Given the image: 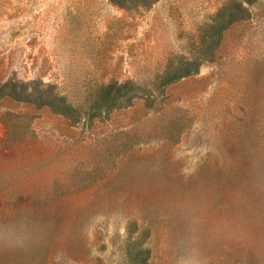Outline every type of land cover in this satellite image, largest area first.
I'll use <instances>...</instances> for the list:
<instances>
[{"label":"rangeland","instance_id":"obj_1","mask_svg":"<svg viewBox=\"0 0 264 264\" xmlns=\"http://www.w3.org/2000/svg\"><path fill=\"white\" fill-rule=\"evenodd\" d=\"M229 1L0 0V85L39 80L75 106L100 84L140 88L93 120L0 100V264H125V226L142 220L151 264H221V201L264 214L220 179L251 158L264 171V0L195 74L157 78L201 56L203 27ZM236 233L232 245L252 247L249 228Z\"/></svg>","mask_w":264,"mask_h":264},{"label":"trees","instance_id":"obj_2","mask_svg":"<svg viewBox=\"0 0 264 264\" xmlns=\"http://www.w3.org/2000/svg\"><path fill=\"white\" fill-rule=\"evenodd\" d=\"M112 4L124 8L133 6L149 7L157 0H109ZM254 0H230L203 27L201 34V56L193 59L178 57L171 60L165 71L157 78V84L165 86L181 78L195 74L203 62L210 61L213 50L218 44L222 32L232 23L241 21L249 15L248 5ZM247 4V6H246ZM138 86L131 81H111L97 85L85 98L84 106H75L67 98L57 92L51 85H45L39 80L21 82L15 79L7 80L0 85V100H10L27 106L48 108L50 111L63 114L72 121L81 117L93 120L101 114L115 109L130 106L138 95ZM250 159V158H248ZM256 160L251 158L246 166L240 169L222 168L220 171L221 187L225 192L240 183L245 186V194L252 206L264 208V171ZM219 172V173H220ZM244 205V204H243ZM220 230L231 243L221 251V264H260L254 255V248L261 245L259 236L262 230L256 224L255 218H264L256 209L240 210L236 203L222 200L219 204ZM240 212L244 213L242 216ZM257 214L251 218V214ZM142 220L129 221L125 226L124 262L125 264H151L149 262L151 247L149 242V228ZM249 228L253 237L248 241L252 247L232 245L235 239H241L237 230ZM247 236V235H246Z\"/></svg>","mask_w":264,"mask_h":264}]
</instances>
